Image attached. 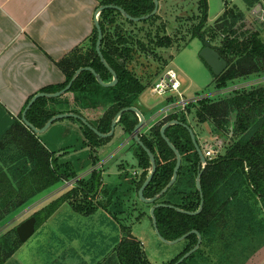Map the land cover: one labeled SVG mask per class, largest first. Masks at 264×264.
Segmentation results:
<instances>
[{
    "label": "trees",
    "instance_id": "trees-1",
    "mask_svg": "<svg viewBox=\"0 0 264 264\" xmlns=\"http://www.w3.org/2000/svg\"><path fill=\"white\" fill-rule=\"evenodd\" d=\"M101 2L103 4L118 2L117 4L121 6L120 0ZM244 2L248 9H252L260 0ZM204 3L203 0L202 19L192 36H204L202 27L207 20ZM154 6L152 0H132L127 5H122L128 13L136 17L150 13ZM115 11L106 9L102 16ZM246 18V14L236 6L224 10L218 18L219 28L227 36L222 38L225 45L216 49L226 59L228 67L221 75H214L217 89L229 88V84L234 80H246L252 76L264 78L262 33L264 28L254 32L244 29L243 23ZM110 23L115 24V20H110ZM101 25L104 32L102 52L118 71L119 84L112 88L102 87L91 72H82L71 89L61 97H42L33 104L27 118L36 127H43L48 119L58 113L82 114L81 110L105 107L111 103L100 124L101 131H107L118 111L135 105L138 102L136 95L147 88L146 84L129 78L120 61L126 52L129 53L130 60L136 59L137 49L134 46L148 42L137 40L133 36L131 43L134 46L126 48L129 39L124 37L125 28L117 25L110 29L118 35L117 40L113 42L104 21H101ZM163 31L165 32L166 28ZM151 35L149 33V36ZM97 37L95 29L87 47L74 49L58 63L66 75L64 83L47 86L41 91L56 92L63 89L76 70L86 66L93 67L104 80H107L110 73L96 52ZM149 43L171 46L172 37L169 34H162L156 41L154 37H150ZM228 93L233 94L215 102L210 101L209 97L198 99L197 103L191 102L188 106L189 114L193 113L194 109L197 122H209L217 133L220 131L233 137L232 144L224 153L207 159L201 177L205 200L202 212L188 215L169 207H159L155 211L158 227L165 238L174 240L191 230H198L202 235L199 249L180 264H259L257 260L264 257V81L232 89ZM70 94H73V100ZM132 116L129 112L124 115V131L128 134L136 123ZM179 116L180 114L170 115L171 119H177ZM20 119L21 117H14L0 105V223L9 215L18 212L30 199L56 187L64 180L63 178L73 177V174L68 173L69 168L65 169L54 152L47 148L39 136ZM85 128L90 140L96 137L92 130L86 126ZM160 129L161 124L157 125L154 131H147L141 136L157 159V171L144 193L148 198L153 197L167 185L176 164L175 153L161 136ZM166 135L179 149L182 165L174 185L156 203L196 211L201 203L200 191L196 185L200 170L199 154L186 128L172 126L166 131ZM138 147L140 163L144 167L143 175L138 182L139 189L149 173L151 163L146 151ZM80 185L81 188L78 186L67 188L38 208L35 211L38 219L36 227L50 217L64 201L73 199L77 194L80 195V192L90 201L97 198L100 192L99 182L86 179L80 181ZM80 204L75 206L78 212L85 209L84 212L90 215L95 211L94 208L86 210ZM109 204L100 203L105 209L109 208ZM111 209L113 216L123 211L120 202L112 203ZM130 229L125 225L121 226L122 237L120 241L117 240L118 245L107 258L97 264H152L142 241ZM197 241L196 234L182 241L183 250L167 264L178 261L196 245ZM21 245L22 241L16 228L0 234V264H6Z\"/></svg>",
    "mask_w": 264,
    "mask_h": 264
},
{
    "label": "rangeland",
    "instance_id": "rangeland-1",
    "mask_svg": "<svg viewBox=\"0 0 264 264\" xmlns=\"http://www.w3.org/2000/svg\"><path fill=\"white\" fill-rule=\"evenodd\" d=\"M193 1V0H191ZM174 5L173 10L170 11L171 22L174 23L167 26L162 17H154L150 22L129 21L124 18L125 26L128 28L139 29L138 33L145 42H148L150 37L158 32L164 33L163 29L170 32L172 37V45L170 49H162V54L170 63L169 66L175 70L181 81L180 91L184 94V99L197 103L200 98H207L212 102L221 100L224 97L231 96L233 93H228L230 90L243 88L246 85L264 81L261 76H252L246 80H234L229 84L228 90L217 89L216 81L212 69L200 56V52L204 47V40L201 36L194 35L195 29L198 27L203 15V0H198V7L194 4H181L184 0H169ZM186 2V1H185ZM206 7V23L202 27L204 36L216 47H223L225 42L222 38L227 34L219 28V15L226 9L236 6L238 9L246 14L244 29L252 32L264 28V7L260 5L257 7L259 12L253 11L251 14L244 2V0H204ZM185 9V10H184ZM162 10H160L161 12ZM182 12V15L178 13ZM186 13H185V12ZM159 12V13H160ZM158 13V14H159ZM165 13V12H164ZM168 14V15H169ZM192 16L190 24L187 21L189 16ZM178 16V19L177 17ZM180 16V17H179ZM136 24L139 26L136 27ZM186 29L190 30L187 31ZM149 33L152 35L149 36ZM263 37H264V31ZM156 38V36L154 37ZM159 38V37H158ZM156 41V40H155ZM150 60L152 57H148ZM150 62V61H149ZM161 63V62H159ZM150 64V63H149ZM237 86V87H235ZM103 87V86H102ZM226 90V91H225ZM182 94V95H183ZM71 96V95H70ZM61 97V96H60ZM179 99L182 97L178 94H171L155 97L148 88L141 95V100L148 105L141 107L144 113L149 115H157L162 113L167 106V101L164 99ZM147 109H152L148 111ZM85 112V110H81ZM192 112L195 113L194 109ZM88 117H93L92 113ZM76 125V127H75ZM79 122L72 118H64L55 121L53 125L44 132L39 134L43 138L48 147L56 152L64 147H70L68 155H61L60 161L68 162L74 155L72 145L79 139L78 129ZM200 135L202 143L206 140V146H217V154L224 153L226 148L232 144L233 137L224 132L221 133L213 128V125L203 124ZM119 130L116 131V138ZM114 146L116 144L115 141ZM113 146V147H114ZM112 147V148H113ZM222 147V148H221ZM109 148L104 153L111 151ZM59 153V152H58ZM57 153V154H58ZM63 154V153H62ZM76 154V153H75ZM116 161H113L107 172V183H120L119 172L117 170ZM61 163V162H60ZM130 166H127L131 175L132 171L137 168L136 160H130ZM73 180H63L56 187L47 190L46 192L37 195V197L30 199L27 204L18 212L9 215L2 223H0V234H4L11 229H15L18 233V228L28 219L34 217L35 231L25 241H22L20 248L8 259L6 264H97L103 259L107 258L113 251L118 241H120L122 224L130 226V231L142 241L145 252L152 262V264H167L181 253L184 248V243L169 245L164 243L156 235L152 218H151V204L143 202L141 198L131 196L128 191H123L120 204L125 208L124 213L120 215L123 223H117L113 214L105 209L103 205L111 204L104 196L100 198V202L90 201L82 194L76 195L71 200H66L62 205L42 224L37 228L38 219L35 211L47 204V202L60 195L63 191L69 188ZM128 192V193H127ZM75 200V203H73ZM80 202V203H78ZM76 204L84 206L86 210H94L90 215L86 214L85 209L81 212L76 211ZM94 208V209H91ZM85 211V212H84ZM19 236V234H18ZM20 238V237H19ZM118 240V241H117ZM117 241V242H116ZM264 253V251H263ZM259 264H264V257L257 260Z\"/></svg>",
    "mask_w": 264,
    "mask_h": 264
},
{
    "label": "crops",
    "instance_id": "crops-1",
    "mask_svg": "<svg viewBox=\"0 0 264 264\" xmlns=\"http://www.w3.org/2000/svg\"><path fill=\"white\" fill-rule=\"evenodd\" d=\"M101 1L0 0V105L6 108L10 114L16 118L21 117L22 121V113L35 94L42 92L41 90L47 86L62 84L66 81V75L58 63L74 49L87 47L90 44L96 29V11L101 5H104ZM131 1L120 0V3L122 6ZM158 1V11L153 16L162 17L161 20L168 28L167 26L174 23V20L173 23L171 22L173 18L169 17L174 5L169 0ZM117 3L114 4L120 5ZM191 3L195 8L199 5L198 0H184V3L181 4ZM259 5L264 7V0H260V3L250 9L249 13L259 12L260 9L257 8ZM160 10L162 11L160 12ZM178 13L182 15L181 11ZM151 17L137 22H150L152 21ZM176 17L178 19V16ZM191 17L190 15L187 18L188 23L192 21ZM124 18L117 11L109 13L107 16L99 14V21L100 23L104 21L107 30L120 25L137 34L139 29L133 27L130 29L125 26ZM112 19L115 20V24L110 23ZM137 26L139 24H136ZM165 33L170 34L169 31ZM70 95L73 97V94ZM164 101L171 104L168 109L174 107L169 111L170 114H175L180 110L175 108L179 104V99L169 98ZM138 105L149 108L146 106L148 103L145 104L142 100ZM147 110L152 111V109ZM145 115L147 114L145 113ZM188 119L199 143L205 150L209 146H206V140L202 143L199 131L203 124L210 123L197 122L194 113H191ZM39 138L43 144L48 146L43 138L40 136ZM116 222L118 223V220Z\"/></svg>",
    "mask_w": 264,
    "mask_h": 264
},
{
    "label": "flooded vegetation",
    "instance_id": "flooded-vegetation-1",
    "mask_svg": "<svg viewBox=\"0 0 264 264\" xmlns=\"http://www.w3.org/2000/svg\"><path fill=\"white\" fill-rule=\"evenodd\" d=\"M185 22H188V20ZM186 30L188 31V29H186ZM124 31L126 32L124 34V37L129 39V42H127L125 45L126 48L133 45L131 43L133 36L137 40H143V39H141L140 36H138L139 35L138 33L136 34V33L132 32V30L125 29ZM109 32H110L109 37H111V40L113 42H115L117 40L118 35L116 33H114L113 30H109ZM165 32L163 33L164 35L166 34ZM155 36H156V38H154V40H157L159 36H162V34H161V32H158L154 35V37ZM134 47H136V49H137L136 59L130 60L129 59L130 55H128L129 54L128 52H126L125 57H121L122 60L120 61V63L123 65V70L125 71V73L128 75L129 78H132L138 82L146 84L147 88L144 91H146L149 88L151 93L155 97H158L152 91L153 86L156 82H158L161 78L164 77V75L166 74V72L168 70L172 69V68L168 67L170 61L163 56L161 50L162 49H170L171 47H173V45L167 46V47L166 46H158L155 43H149V40H148V44L144 43V44L138 45V46L135 45ZM148 57H152L153 59L150 60ZM159 62H161V63H159ZM110 66L116 72L117 79H118V82L114 86H111V88H112V87H116L119 84L120 76H119L118 71L113 67V65L110 64ZM107 71H108V73H110V77L107 80H104L103 78L102 79L106 82H113L114 81L113 74L108 69H107ZM107 88H109V87H107ZM144 91H142L140 94L136 95L138 102L135 105H132V106L136 107L138 110H140V112H142V114L145 117V122L147 125V126H145L144 129L141 130L140 138H141V136L146 134L147 131L148 132L151 130L154 131V128L157 125L161 124V127H162L165 123H167L171 120H180L181 122H185V123L190 125L189 119H188L189 115H190L189 110H188V106L190 105V103L192 101L184 99L183 93H182L183 94L182 99L179 100V104H177V106H175V108L180 109L175 114L176 115L180 114V116L177 119H171L170 115H172V114H170L169 111L174 107L168 109L171 105L169 103L163 109L162 113H158L157 115L150 114L149 116L145 115V113L141 109L140 105H138L139 101L141 102V95L143 94ZM73 99H74V97H72V100ZM200 99H203V98H200ZM111 105L112 104L110 103V104H107V106H105V107L104 106H102V107L97 106V107H94L91 109H86V110L84 109L85 112L81 111L82 114H79V113H76V114H79V115L85 117L89 121V123L93 127H95L96 129H98L100 132L108 133V132H110V130L112 128V122L118 113L112 118L111 123H110V128L107 131H101L102 129L100 128V124H101L102 120L104 119L105 112L108 110L107 108ZM128 107H131V106H128ZM124 108H126V107H124ZM73 113H75V112H73ZM89 113H92L93 117L89 118L88 117ZM125 113H128V112H125ZM125 113H123L122 117L118 121L116 128H115V131H114V134L108 138L100 137L90 127H88L86 124H84L80 119L74 118L80 124V125H78L79 130H77L79 132L80 139L72 145V147L74 149V152H73L74 155H71L72 157L70 159H68V162L60 161V158H61V155H64V153H65L64 156L68 155L70 147L69 148L64 147V148L60 149L58 151L59 152L58 153V152L50 149L48 146L45 145L52 152H54V155L59 159V162H61L64 165L63 167L65 169H66V167L69 168L68 173L73 174V177L63 178L64 180H73V183L71 186H78V188H81L80 181L86 180V179L93 180L94 182H99L98 189L100 192H99L97 198L92 199L95 202L96 201L100 202L99 201L100 198L105 196L107 198V201H109V202H112L114 204L117 202L122 203L123 201L121 200V198L123 195V191H125L126 189H127L126 191H128L131 196L133 195V197H135V198H138V196H139L138 192H139L140 188L138 189V182L143 175L144 167L140 163V159H139V152H140L139 147H138L139 145L134 140L131 139L132 138L131 134H132L135 126L139 123L140 119L136 113H134L132 111L129 112L133 115L132 118L134 121H136V123H135L131 133L128 134L124 131V123H125L124 115H125ZM123 120H124V123H123ZM85 126L88 127L90 130H92L96 134L95 138H93L91 140H90V138H88ZM75 127H76V125H75ZM147 127H148V129H147ZM117 130H119V134H118V137L116 138V131ZM121 130H122V132H121ZM141 140H142V138H141ZM197 140H198V138H197ZM113 141L116 142L115 146H114ZM198 142H199V140H198ZM200 146H201V144H200ZM109 148H112L111 151H109L107 154H105L104 152L107 151ZM132 159L136 160L135 165H137V168L134 171H132V173L130 175L129 169H127V166L128 165L130 166V164H131L130 160H132ZM206 159H208V158H206ZM113 161H116L115 162L116 166H117L116 171L119 172L118 176L120 177V180H121L120 183L113 184V183H107L106 182L107 181L106 175L108 174L107 170H108V168H110ZM156 162H157V159H156ZM150 172H151V166H150V170H149L148 175L150 174ZM148 175H147V177H148ZM80 194H82V192H80ZM112 203L109 204V206H108L110 209L112 208ZM121 207H122V205H121ZM122 208L125 210L124 207H122ZM124 210L120 214H117V216H113L114 219L118 220L119 223H123L122 222L123 220H122V218H120V215H122L124 213ZM112 211L113 210L111 209L110 212H112ZM122 225H124V224H122ZM127 227H130V226H127Z\"/></svg>",
    "mask_w": 264,
    "mask_h": 264
},
{
    "label": "water",
    "instance_id": "water-1",
    "mask_svg": "<svg viewBox=\"0 0 264 264\" xmlns=\"http://www.w3.org/2000/svg\"><path fill=\"white\" fill-rule=\"evenodd\" d=\"M153 1H154V5H155L153 11L151 13L143 15V16H137V17L133 16L130 13H128L122 6L116 5V4L101 5L96 11L95 26H96L97 33H98L97 42H96V52H97L101 62L103 63V65L113 74V76H114L113 82L104 81L102 79L101 75L93 67H90V66L81 67V68L76 70V72L74 73V75L71 78V80L69 81V83L63 89L56 91V92H39V93L35 94L31 98V100L28 102L27 106L25 107V109L22 113V122L30 130H32L35 134L39 135V134H43L44 132H46L51 127V125L57 120L64 119V118H78L84 124H86L88 127H90L95 133H97L100 137L108 138L114 134L116 125H117L118 121L120 120V118L122 117L123 113L131 112V111L136 113L139 116L140 121L135 126V128L131 134V136H132L131 139L134 140L139 146H141L146 151L147 155L150 158V162H151V172L148 175V177L145 179V181L143 182L142 186L140 187L138 194H139V198H141V200H143V202H146L147 204H154L151 208L150 215L152 218V223H153L155 233L159 237V239H161L164 243L169 244V245L178 244V243L184 241L185 239H187L192 234H196L198 237V241H197L196 245L191 250L186 252L178 261H176L174 263V264H180L185 259H187L190 255H192L195 251H197L199 249V247L201 246V243H202V235L198 230H191V231L185 233L184 235H182V236H180L174 240H170V239L165 238L161 234L160 229L158 227V222H157V217H156L155 211L159 207H169V208H174L178 212H181L184 214L197 215V214L201 213L203 208H204L205 200H204V192L202 189L201 177H202V173L205 169V166L207 164V159H206V156L204 154L203 148L200 146V144L197 140V136H196L194 130L191 128V126L189 124H187L185 122H181L180 120H171V121L165 123L161 127V130H160L161 136L166 141V143L171 148V150H173V152L175 153L176 164H175V167L173 170V175H172L170 181L167 183V185L161 191H159L157 194H155L153 197L148 198L144 195V192H145L147 186L149 185V183L151 182L152 178L154 177V174L157 170V162H156V157H155L154 153L150 150V148H148L144 144V142L140 138L141 130L144 129L145 126H147V125L145 122L144 115L136 107L131 106V107H126V108L121 109L118 112V114L116 115V117L114 118V120L112 122V128H111L110 132H108V133L100 132L98 129L93 127L85 117H83L79 114L73 113V112H63V113L55 114L41 128L36 127L27 118L28 111L30 110V108L33 106V104L39 98H42V97L57 98V97L64 95L65 93H67L71 89L73 83L80 76V74L84 71L91 72L96 77L97 81L102 86H104V87L114 86L118 82L117 74L111 68L110 64L108 63L107 59L105 58V56L102 52V42H103V38H104V32H103L102 25L99 21V14L102 13L103 11H105L106 9H114V10L120 12L125 18H128L129 20H132L135 22L143 21V20L149 19L151 16L155 15L156 12L158 11L159 1L158 0H153ZM201 37L204 40V47L202 48V50L200 52V56L204 59V61L212 69L213 74L215 76H219L227 69L228 62L226 61L225 58H223L221 56V54L216 49V46H214L205 36L201 35ZM172 126H182L189 131V134L191 136L193 144H194V146H195V148L199 154V157H200V170H199V173H198V176L196 179V185H197L198 190L200 191L201 203H200L199 208L196 211L185 210L183 208H180V207H177V206H174L171 204H165V203H160V202L156 203L174 185V183L176 182V180L178 178V173H179V170H180L181 165H182V155H181L179 149L174 145V143L166 135V130ZM35 222H36V219L34 217H32V218L28 219L27 221H25L18 228V234H19L21 241L25 242L34 233Z\"/></svg>",
    "mask_w": 264,
    "mask_h": 264
},
{
    "label": "built area",
    "instance_id": "built-area-1",
    "mask_svg": "<svg viewBox=\"0 0 264 264\" xmlns=\"http://www.w3.org/2000/svg\"><path fill=\"white\" fill-rule=\"evenodd\" d=\"M181 85L182 84L177 72L173 69H170L166 72L163 78H161L154 84L152 91L158 97H162L168 94H178L182 97V92L180 91ZM217 148V146L206 148L204 150L206 158H213V156L217 154Z\"/></svg>",
    "mask_w": 264,
    "mask_h": 264
}]
</instances>
